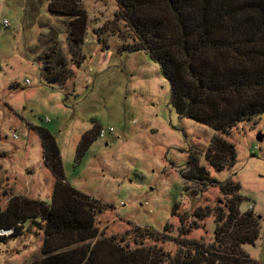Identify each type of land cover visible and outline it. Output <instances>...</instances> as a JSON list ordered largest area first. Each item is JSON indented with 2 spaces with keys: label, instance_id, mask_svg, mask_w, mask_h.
I'll list each match as a JSON object with an SVG mask.
<instances>
[{
  "label": "rangeland",
  "instance_id": "374dc122",
  "mask_svg": "<svg viewBox=\"0 0 264 264\" xmlns=\"http://www.w3.org/2000/svg\"><path fill=\"white\" fill-rule=\"evenodd\" d=\"M69 1L88 19L82 44L69 35V17L50 13L49 0H0V208L15 198L51 202L55 178L34 128L46 129L60 148L67 182L99 201L105 238L134 246L144 235L147 246L176 256L175 243L155 244L147 231L180 239L182 226L193 227L187 239L212 246L218 217L227 222L230 215L231 198L218 186L197 196L199 185L183 179L195 154L210 179L239 184L240 211L253 212L259 229L255 245L242 248L264 263V115L239 123L228 136L180 118L159 66L146 52L125 49L132 36L118 17L117 1ZM52 50L60 52L55 59H49ZM60 55L71 78L50 82L44 67H56ZM94 128L106 137L77 160L82 136ZM215 137L235 145L231 169L217 172L205 161ZM31 231L0 244V264L42 258L44 235Z\"/></svg>",
  "mask_w": 264,
  "mask_h": 264
},
{
  "label": "trees",
  "instance_id": "16d2710c",
  "mask_svg": "<svg viewBox=\"0 0 264 264\" xmlns=\"http://www.w3.org/2000/svg\"><path fill=\"white\" fill-rule=\"evenodd\" d=\"M116 1L118 17L132 36L125 49L146 52L159 66L180 118L228 136L239 123L264 115V0ZM49 2L51 14L71 19L69 35L82 44L88 30L84 12L73 1ZM52 51L49 59L60 53ZM55 62L54 68L45 65L43 76L50 82H66L71 76L65 59L60 55ZM34 130L42 141L44 163L55 178L51 202L15 198L5 210L0 208V244L24 236L28 229L43 233L42 258L28 264H264L252 260L242 248L255 245L259 229L253 212L240 211L239 184L210 179L199 155L192 154L183 179L199 185L197 196L218 186L231 198L230 215L227 222L223 215L218 217L212 246L187 239L193 227L182 226L180 239L149 229L157 234L147 231L155 244L173 242L180 248L173 256L147 246L144 235L134 246L105 238L97 221L102 214L99 201L67 182L54 135L46 129ZM100 132L94 128L82 136L77 160L100 138ZM204 158L217 172L231 169L237 158L235 145L215 137ZM1 186L0 181V198Z\"/></svg>",
  "mask_w": 264,
  "mask_h": 264
},
{
  "label": "built area",
  "instance_id": "2783aa9c",
  "mask_svg": "<svg viewBox=\"0 0 264 264\" xmlns=\"http://www.w3.org/2000/svg\"><path fill=\"white\" fill-rule=\"evenodd\" d=\"M5 26L6 27H9L10 26V24L7 22V21H5ZM48 121V120H47ZM49 122V121H48ZM108 132H113V129H110V131H108ZM106 134H107V132L106 131H101L100 132V138L101 139H104L105 137H106ZM16 138V137H15Z\"/></svg>",
  "mask_w": 264,
  "mask_h": 264
},
{
  "label": "water",
  "instance_id": "95a60500",
  "mask_svg": "<svg viewBox=\"0 0 264 264\" xmlns=\"http://www.w3.org/2000/svg\"><path fill=\"white\" fill-rule=\"evenodd\" d=\"M263 141V136H260L259 138H258V142H262ZM1 233V232H0Z\"/></svg>",
  "mask_w": 264,
  "mask_h": 264
}]
</instances>
